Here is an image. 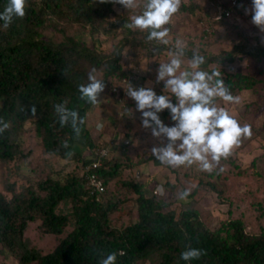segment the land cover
Here are the masks:
<instances>
[{"label":"trees","instance_id":"trees-1","mask_svg":"<svg viewBox=\"0 0 264 264\" xmlns=\"http://www.w3.org/2000/svg\"><path fill=\"white\" fill-rule=\"evenodd\" d=\"M8 2L0 0V12ZM114 4L112 0H26L22 19L14 18L8 28L0 20V120L9 124L0 133V164L8 172H14L15 161L26 155L21 148L25 122L37 128L45 154L65 158L73 152L75 141L85 146L89 155L97 146L85 123L80 126L79 138L70 123L62 127L55 105L63 104L85 120L91 103L80 99L79 85L89 82L88 73L93 68L103 70V79L125 74L117 63L121 48L104 55L93 44L88 46L71 37L46 39L41 29L46 21H64L86 25L94 33L106 23ZM228 5L229 0L224 7ZM114 22L117 25L121 20ZM245 53L264 57V46ZM221 56L232 60L233 54L227 51ZM217 60V56H209L204 64ZM226 81L231 89H251L259 82L239 73L228 75ZM33 105L35 116L31 113ZM64 142L68 147L63 146ZM91 159L86 156L82 165ZM118 166L105 157L103 167L97 170L105 185L103 195L107 194L106 184L117 175ZM14 183L7 175L5 190L10 197L0 192V246L20 264H100L112 252L117 253L116 264H264V232H246L238 218L222 220L218 228L211 230L194 209L163 210L164 204L154 194L146 196L144 184L135 180H124L122 184L134 193L137 217L119 226L110 220L117 202L104 196L96 201L87 192L84 175L71 173L59 179L46 174L36 180L35 187L29 183L19 191H15ZM205 183L214 189L210 182ZM59 205H67V209ZM36 220L43 232L60 236L49 252L28 248L23 239L27 224ZM188 247L202 249L206 255L185 262L180 256Z\"/></svg>","mask_w":264,"mask_h":264},{"label":"rangeland","instance_id":"rangeland-1","mask_svg":"<svg viewBox=\"0 0 264 264\" xmlns=\"http://www.w3.org/2000/svg\"><path fill=\"white\" fill-rule=\"evenodd\" d=\"M136 2L137 6L132 9H126L118 3L112 5L106 23L103 22L94 33L79 23L55 21L54 25L46 21L41 36L52 41L71 37L88 46L93 44L97 52L104 55L120 47L117 63L124 73L133 70L131 85L135 88L150 87L158 95L168 96L173 104L177 103L175 96L164 88L163 81L156 82V76L159 64L168 63L173 58L176 41L180 40L184 45L177 75L180 71L192 70L190 62L194 53L205 57V61L209 56H217V61L207 62L199 70L209 73L219 71V78L224 80L226 86L228 75L234 73L247 74L259 80L251 89L229 87L231 94L240 98L239 103L225 102L220 98L215 100V106L225 108L241 126L249 125L251 136L242 137L231 155L227 159L221 158L209 176V172L203 171L198 162L178 167L163 164L151 152L153 146H160L162 142L152 137L151 129L142 126V116L136 110V101L127 95L124 111V104L115 101L110 92L111 86L120 82L122 75L117 76L115 73L103 79V70L97 69L94 74L103 79L106 86L98 97L100 103L90 104L86 110V121L91 128L88 123L86 127L97 144L90 155L78 141L73 144L74 153H69L65 158L43 153L37 128L32 122H25L21 148L26 155L15 161L14 172H8L0 164V192L10 197V193L5 190L7 175L15 182V191L29 183L35 187L36 180L46 174L59 179L71 173L81 176L82 160L86 156L91 158L96 148L102 147L107 151L106 158L119 164L117 175L106 184L107 194L103 195L117 202L118 207L110 215L112 224L119 226L136 219L134 193L122 184L124 180H135L144 184L143 193L146 196L154 194L155 199L164 204L163 210L194 209L201 222L211 230L218 228L222 220L238 218L243 222L246 232H264V57H252L245 53L252 47L264 46V32L252 23L251 12H245V9H251L252 0H241L240 7L231 16L218 20L213 17L219 8L226 6L227 0H181L179 11L165 25L170 29L168 45L147 41V31L124 26L131 23L132 16L142 14L145 0ZM117 18H120L121 23L115 25L114 20ZM109 23L115 26L111 27ZM227 51H232V60L221 56ZM99 113L105 117L103 128L98 131L94 121ZM159 116L168 126L176 123L171 120L168 109H164ZM133 134L136 136L132 137ZM128 138L132 142H125ZM163 142L166 144L167 139L164 138ZM179 143L176 145L178 154L181 151ZM144 158L147 161L140 162ZM161 185L164 195L155 194L156 188ZM185 190L191 196L180 199L179 194ZM59 208L66 210L67 205H59ZM69 229V226L66 227V231ZM59 238L58 235L43 232L38 220L29 222L23 232L26 246L41 253L52 250ZM0 264L20 263L0 246Z\"/></svg>","mask_w":264,"mask_h":264},{"label":"clouds","instance_id":"clouds-1","mask_svg":"<svg viewBox=\"0 0 264 264\" xmlns=\"http://www.w3.org/2000/svg\"><path fill=\"white\" fill-rule=\"evenodd\" d=\"M106 3L108 0H99ZM126 9L137 6L136 0H112ZM181 6V0H145L142 14L131 17V23L124 26L129 29L147 31V41H156L164 45L169 44L170 29L165 27L171 18L177 13ZM26 0H9L3 12H0V20H3L4 28H8L14 18H23L26 14ZM251 12L252 23L264 32V0H252L251 9H245L246 14ZM184 55V45L180 40L176 41V52L168 63H160L157 69L156 82H164V88L169 89L175 96L177 103L173 104L168 96L158 95L150 87L135 88L131 84L125 90L127 95L136 101V110L141 112L142 126L151 129L152 137L159 139L160 146L151 148L152 155L163 164L171 167L181 165L200 164L203 171L211 173L221 158L227 159L235 146H238L242 137H250L251 127L241 126L236 119L229 115L223 107L215 106L216 98L225 102L239 103L240 98L233 96L223 79L219 78L221 73H211L199 70L205 63V57L194 53L190 62L189 70L180 71V57ZM93 68L88 73V83L79 85L80 99L93 105L100 103L98 97L105 89L103 79L97 78ZM164 109L170 110L171 120L176 123L173 126L166 125L160 118L159 113ZM35 105L31 108L33 116L36 115ZM55 111L59 114V122L71 127L79 138L81 125L85 123L84 118L78 112L69 110L63 104L55 105ZM0 133H3L9 124L0 120ZM97 130H102L103 124L96 125ZM164 138L167 143L163 142ZM181 150H176L177 142ZM64 147H68L64 142ZM211 157V161L209 160ZM215 162V163H213ZM223 171V169H220ZM155 194L164 195L163 186H158ZM189 195L185 190L179 194L180 199ZM123 255V253H120ZM206 252L199 248L188 247L181 252L180 258L189 262L197 260ZM117 253L112 252L102 259L100 264H116Z\"/></svg>","mask_w":264,"mask_h":264},{"label":"built area","instance_id":"built-area-1","mask_svg":"<svg viewBox=\"0 0 264 264\" xmlns=\"http://www.w3.org/2000/svg\"><path fill=\"white\" fill-rule=\"evenodd\" d=\"M241 0H229L227 7L219 8L217 13L214 15V19L226 18L231 16L232 12L239 8ZM133 70L122 75L120 82L113 84L110 88L111 94L114 96L115 101L122 104L126 98V89L131 84ZM107 157V151L105 148L98 147L92 154V159L83 164L82 171L85 177V186L89 195L93 196L96 201H99L104 193L105 185L101 176L97 170L103 167V159Z\"/></svg>","mask_w":264,"mask_h":264},{"label":"crops","instance_id":"crops-1","mask_svg":"<svg viewBox=\"0 0 264 264\" xmlns=\"http://www.w3.org/2000/svg\"><path fill=\"white\" fill-rule=\"evenodd\" d=\"M103 117H105V116H103V115H101L100 113L98 114V117L95 119V123H96V125L98 124V123H101V122H103L104 120H103ZM109 118V117H108ZM85 122H86V125H87V123H88V127H90L91 128V126H90V123L88 122V121H86V119H85ZM96 129V128H95ZM134 136H136L135 134H133L132 135V137H134ZM138 136V135H137ZM139 140V139H138ZM132 142V140H131V138H128L125 142ZM128 146V145H127ZM144 160L145 161H147L146 160V158H144ZM144 162V161H143Z\"/></svg>","mask_w":264,"mask_h":264}]
</instances>
